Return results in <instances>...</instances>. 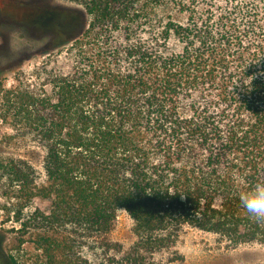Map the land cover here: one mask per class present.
I'll use <instances>...</instances> for the list:
<instances>
[{
    "label": "trees",
    "instance_id": "16d2710c",
    "mask_svg": "<svg viewBox=\"0 0 264 264\" xmlns=\"http://www.w3.org/2000/svg\"><path fill=\"white\" fill-rule=\"evenodd\" d=\"M33 10L32 52L0 80V139L33 142L44 180L24 159L0 165L3 213L29 246L2 263L156 264L188 229L264 245V219L238 198L264 181V0ZM35 199L48 207L26 209ZM121 211L127 250L109 238Z\"/></svg>",
    "mask_w": 264,
    "mask_h": 264
},
{
    "label": "rangeland",
    "instance_id": "374dc122",
    "mask_svg": "<svg viewBox=\"0 0 264 264\" xmlns=\"http://www.w3.org/2000/svg\"><path fill=\"white\" fill-rule=\"evenodd\" d=\"M49 1L51 0H0V80L12 75L13 69L8 67L10 63L30 56L33 44L24 35V27L31 22L33 5ZM31 63L32 61H26L23 67L29 70ZM6 82L10 84L11 80ZM19 137L15 135L9 142L0 139V165H6L11 159H24L35 167L37 179L44 180L40 168L41 152L29 139ZM4 187H7L6 176L0 168V264H3L2 251L17 258L29 248L25 243L20 253L18 252V235L15 233L18 224L15 219L7 218L2 209L5 199L1 194ZM27 207L29 210H45L48 202L35 199ZM132 227L133 221L126 212L121 211L109 238L119 243L123 250H127L136 240ZM153 258L156 264H264V245L245 244L226 248L215 236L188 229L181 234L174 246L157 252Z\"/></svg>",
    "mask_w": 264,
    "mask_h": 264
},
{
    "label": "clouds",
    "instance_id": "9594fccd",
    "mask_svg": "<svg viewBox=\"0 0 264 264\" xmlns=\"http://www.w3.org/2000/svg\"><path fill=\"white\" fill-rule=\"evenodd\" d=\"M238 198L251 218L264 219V181H259L251 188L239 192Z\"/></svg>",
    "mask_w": 264,
    "mask_h": 264
}]
</instances>
